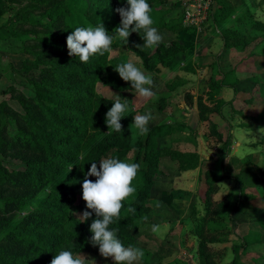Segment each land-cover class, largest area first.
<instances>
[{"label":"trees","instance_id":"1","mask_svg":"<svg viewBox=\"0 0 264 264\" xmlns=\"http://www.w3.org/2000/svg\"><path fill=\"white\" fill-rule=\"evenodd\" d=\"M6 1L12 5L18 3V0ZM28 1H31L27 5L29 10L17 11L11 20L0 25V40L23 38L22 50L33 57L18 71L25 79V84H18L29 95L11 89L20 110L15 111L6 103L0 105V155L9 153L18 162L10 167L0 160V264H50L61 249L99 256L98 247L88 243L89 227L95 216L80 223L72 217L71 210L80 213L85 210L81 199L84 176L91 163L98 164L108 157L140 165L132 182L135 193L123 202L119 219L109 227L118 229L117 238L125 247L131 245L143 250L147 245L139 240V232L144 217L151 214L149 194L154 178L161 174V160L170 158L181 172H186L197 168L200 159L196 153H181L171 148L158 150L152 146L154 136L172 133L171 126L150 128L146 135L134 139L130 125L135 112L124 113L121 133L108 129L105 116L114 101L98 93L96 86L121 94L133 90L114 70L118 64L128 62L129 52L140 58L146 70H152L153 60H159L168 69L174 68L178 54L186 59L191 57L192 42L182 40L192 32L183 28L182 17L170 23L161 21L159 28L174 36L178 34L181 41L175 39L168 46L161 42L155 49H141L137 45L143 44V32L132 33L126 44L117 39L113 51L81 63L77 57L68 56L67 36L76 27L99 24L111 34L120 23L115 9L126 6V0ZM147 2L152 9L155 0ZM3 8L4 2L0 3V15ZM35 10L42 11V16H33ZM150 15L154 20L152 11ZM211 20L216 28L231 20L219 32L226 52L243 51L256 40L250 31H264V23L254 20L243 2L216 0ZM239 84L233 70L212 75L203 81L201 94L195 98L198 119L209 122L210 135L221 142L224 154L230 148L231 131L224 139L212 122L215 113L207 109V104H225L218 98L219 93L224 88L235 90ZM185 98L188 104H193V96ZM217 181L213 179V184ZM205 194L206 198L212 197L209 187ZM205 204L211 215L188 231L195 238L205 233L213 236L226 228L219 220L228 204L210 199ZM129 207L135 211L129 212ZM260 238V233L252 232L243 236L233 250L246 253L260 243ZM256 263L264 264V259Z\"/></svg>","mask_w":264,"mask_h":264},{"label":"rangeland","instance_id":"2","mask_svg":"<svg viewBox=\"0 0 264 264\" xmlns=\"http://www.w3.org/2000/svg\"><path fill=\"white\" fill-rule=\"evenodd\" d=\"M161 1L153 3V26L163 36L162 43L168 46L175 39L181 41V36H174L170 31L159 28L158 24L181 18L185 0ZM232 1L244 3L243 0ZM2 2L4 12L0 15V25L11 20L17 11L29 10L27 5L31 1L18 0L13 5L6 0H0ZM246 6L254 20L264 23V0H246ZM215 9L216 3L213 12ZM213 12L200 33L191 30V35L182 40L192 42L193 53L189 59L178 54L172 69L159 60H153V71H149L134 53L127 54L128 61L135 63L145 74H153L156 95L151 99L139 98L134 89L121 94L101 85L96 86L97 92L108 99H115L111 92L127 99L130 103L126 113L143 115L150 109L155 118L147 125L148 129L172 127L170 135L153 137L154 148L196 153L200 159L197 168L186 172H181L178 164L170 158L161 160V174L154 178L149 194L151 214L142 223L139 232V240L147 246L136 264H223L228 253L232 256L230 264H257L256 261L264 259V31H250L256 40L243 51L226 52L219 32L229 26L231 20L216 28L211 20ZM41 13L40 10L32 12L35 17H41ZM182 26L190 30L183 23ZM21 39L0 40V105L6 103L15 111L20 108L11 95V89L29 95L19 86L25 84V79L18 71L26 60H33L22 50L25 47L21 46ZM230 70L235 72L240 84L235 90H229L226 101L222 98L226 88L219 93L218 98L225 104H207V109L215 113L211 116L212 122L224 139L231 131L230 148L224 154L221 142L210 135L209 122L195 117L198 114L195 98L201 94L204 80L212 75H224ZM186 95L194 97L193 104L187 103ZM132 132L134 135L135 130L132 129ZM138 136L135 135L134 139ZM0 160L10 167L18 164L9 153L0 155ZM213 179L218 181L213 184ZM221 183L228 188L219 185ZM207 187L211 189L212 197L206 198ZM209 199L224 200L228 204L219 220L226 228L213 236L207 233L201 238L188 235L191 228L211 215L205 204ZM157 203L160 207L156 206ZM72 213L80 212L71 210L72 217L78 219ZM153 225H160V230L154 233ZM252 232L260 233V243L246 253L241 250L235 252L233 249L240 244L241 238ZM85 256L95 259L96 264H112L111 258Z\"/></svg>","mask_w":264,"mask_h":264},{"label":"clouds","instance_id":"3","mask_svg":"<svg viewBox=\"0 0 264 264\" xmlns=\"http://www.w3.org/2000/svg\"><path fill=\"white\" fill-rule=\"evenodd\" d=\"M151 11L147 0H126V6L115 9L119 14L120 23L111 34L102 24L96 27H76L66 38L68 56L77 57L81 63H87L95 55L103 56L113 51L112 45L115 40L119 39L126 44L132 33L141 32L143 44L137 45L138 48L153 49L159 46L163 36L153 26ZM114 70L122 81L130 84L139 98L147 100L156 95L153 91V74H145L135 63L122 62ZM111 94L115 99L106 113L105 124L108 129L121 133L123 128L121 120L130 102L112 92ZM154 118L150 109L143 115H136L130 125V128L135 130L134 136L146 135L149 131L147 125ZM139 169L138 163L126 162L118 157L101 159L98 164L91 163L81 184V199L85 203V210L81 213H72L80 223L95 216L89 227L91 237L88 243L98 247L100 257L111 258L112 264H136L144 255L143 250L138 247L131 245L125 247L117 238L118 229L109 227L114 220L119 219L121 209L124 207L123 202L134 195L136 189L132 182L136 179ZM89 177H94V180ZM219 185L228 188L223 183ZM156 206L160 207L159 203ZM128 211L134 212L135 209L129 207ZM144 220H147V217H144ZM160 228V225H153L152 231L157 232ZM71 247L75 248L73 244ZM231 259V253H228L223 264H230ZM50 264H96V261L79 252L74 254L72 250L61 249L54 255Z\"/></svg>","mask_w":264,"mask_h":264},{"label":"built area","instance_id":"4","mask_svg":"<svg viewBox=\"0 0 264 264\" xmlns=\"http://www.w3.org/2000/svg\"><path fill=\"white\" fill-rule=\"evenodd\" d=\"M216 0H185L182 4V23L195 33H200L215 8Z\"/></svg>","mask_w":264,"mask_h":264},{"label":"crops","instance_id":"5","mask_svg":"<svg viewBox=\"0 0 264 264\" xmlns=\"http://www.w3.org/2000/svg\"><path fill=\"white\" fill-rule=\"evenodd\" d=\"M243 1H244L245 5H246V0H243ZM229 90H231V89H225V90L222 92V94H223V97H222V98L224 99V101H226V98H225V97L229 95ZM231 91H232V90H231ZM222 94H221V95H222ZM221 113H222V111H221ZM196 114H197V113H196ZM196 116H198V114L195 115V117H196ZM198 120H199V119H198ZM197 122H198V121H197V119H196V124H197ZM197 127H198V126H197ZM191 128L194 129V127H191ZM162 230H163V229H162ZM154 233H155V232H154Z\"/></svg>","mask_w":264,"mask_h":264}]
</instances>
